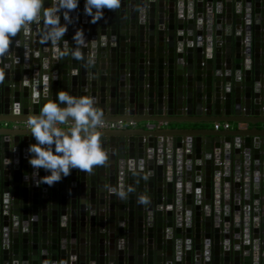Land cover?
I'll use <instances>...</instances> for the list:
<instances>
[{"label":"water","instance_id":"1","mask_svg":"<svg viewBox=\"0 0 264 264\" xmlns=\"http://www.w3.org/2000/svg\"><path fill=\"white\" fill-rule=\"evenodd\" d=\"M83 8L61 41L36 22L0 56V264H264V0ZM58 90L137 126L98 128L103 164L37 186L34 138L10 123Z\"/></svg>","mask_w":264,"mask_h":264},{"label":"clouds","instance_id":"2","mask_svg":"<svg viewBox=\"0 0 264 264\" xmlns=\"http://www.w3.org/2000/svg\"><path fill=\"white\" fill-rule=\"evenodd\" d=\"M78 4L79 0H55L54 5L46 7L45 0H0V56L8 51L17 33L36 22L43 24L39 34L42 42L61 41L72 23L71 12ZM119 4L120 0H84L83 11L95 22L103 16L105 8L115 9ZM83 37L82 29L77 28L71 40L74 45H81ZM68 54L67 50L61 53ZM71 55L80 58L75 49ZM101 120L102 113L95 106L94 97L58 90L54 100L42 103L35 114L23 120L27 121L25 130L34 138L27 147L32 170L24 179L37 186L42 183L51 186L69 175L72 169L86 172L103 164L107 153L98 134ZM41 169L46 174L40 175ZM112 191L122 199L126 195L124 191ZM138 200L145 202L142 195Z\"/></svg>","mask_w":264,"mask_h":264},{"label":"built area","instance_id":"3","mask_svg":"<svg viewBox=\"0 0 264 264\" xmlns=\"http://www.w3.org/2000/svg\"><path fill=\"white\" fill-rule=\"evenodd\" d=\"M22 124L23 126L27 127V121H17L15 125H20ZM147 128L153 129L158 126V124L154 122H147L146 124ZM224 129L230 128V123L229 122H216L215 123V128L220 129V126ZM137 126L136 121L130 120V121H124L122 119L119 120H101L100 125H98V128L100 129H122L126 127H135Z\"/></svg>","mask_w":264,"mask_h":264},{"label":"crops","instance_id":"4","mask_svg":"<svg viewBox=\"0 0 264 264\" xmlns=\"http://www.w3.org/2000/svg\"><path fill=\"white\" fill-rule=\"evenodd\" d=\"M229 123H230V128L234 126L233 123H231V122H229ZM10 124H12L14 127L23 126L22 124H20V125H15V124H16L15 122L10 123ZM145 124H146V123H145ZM145 124H143V125L146 126ZM140 125H141V124H139L138 126H140ZM236 125H237V126L239 125L240 127L242 126V125L239 124V123H238V124L236 123L235 126H236ZM209 127H213V128H215V123H210V124H209ZM220 128H223L222 125L220 126Z\"/></svg>","mask_w":264,"mask_h":264}]
</instances>
